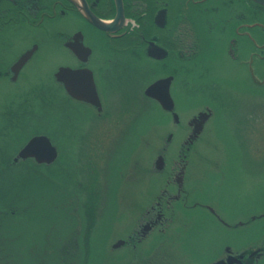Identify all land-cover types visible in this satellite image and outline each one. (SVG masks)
<instances>
[{"label":"rangeland","instance_id":"rangeland-1","mask_svg":"<svg viewBox=\"0 0 264 264\" xmlns=\"http://www.w3.org/2000/svg\"><path fill=\"white\" fill-rule=\"evenodd\" d=\"M238 9L228 11L226 19L240 22L244 10L252 21V7ZM79 16L60 14L46 26L18 24V30L9 26L0 34L3 44L11 37V45L2 48L5 60L34 38L41 44L30 77L23 75L16 84L0 79V264H211L227 248L246 256L264 248V56L255 57L263 50L251 39L264 44V36L252 28L251 38H238L233 51L230 28L225 50L210 49L202 62L183 61L176 70L182 74L174 94L183 124L200 111L212 112L198 148L180 157L188 163L186 187L191 199L210 205L226 224L209 210L177 205L175 219L162 232L151 233L136 247L128 243L114 249L166 186L167 173L152 167L161 144L177 128L145 90L174 71L176 58L155 62L143 54L104 55L113 51L106 35ZM80 28L94 49L91 65L108 95L102 116L70 100L53 78L71 60L65 38ZM41 84L47 93L26 103ZM185 96L187 107L180 104ZM10 102L32 106L28 118L12 120L27 119V125H5ZM39 134L57 145L54 163L9 161ZM168 152L171 164L179 149ZM255 264H264V255Z\"/></svg>","mask_w":264,"mask_h":264},{"label":"flooded vegetation","instance_id":"flooded-vegetation-1","mask_svg":"<svg viewBox=\"0 0 264 264\" xmlns=\"http://www.w3.org/2000/svg\"><path fill=\"white\" fill-rule=\"evenodd\" d=\"M85 1L87 2L90 10L100 18L109 20L114 18L117 14L115 0ZM121 1L125 15V20L122 26L123 28L116 32L109 33L93 25L86 18L84 13L76 8L70 0H0V34L6 27L9 26L11 28L14 27L13 30H18V24H24L25 26H29L31 28H40L46 26V24L43 25L44 23L54 21L60 14L66 16L71 13H76L80 15L87 24H90L91 28L97 29L106 35L107 43H109V49L113 48V51L107 50L108 48H106L107 51H105L104 55L107 53H114L119 57L125 53L137 56L143 54L147 59L155 62L166 61V59L173 55L174 58H176L174 59V71H171V74L169 75L174 77L170 86V95L174 99L175 109L174 111H165L173 117L177 133H180V135L178 136V141H176L177 133L171 132L160 146L157 157L162 155L165 159V163L163 165V169L160 170L156 168V165H154L153 170L157 173H164V175L167 173L165 178L166 186L163 191L160 192L157 199L144 209L140 222L128 236L129 239L126 244L132 243L133 247H136L142 244L143 241L151 235V233L155 231L162 232V230H164V226L168 225L175 219L177 205L184 206L183 209L186 210L201 208L214 214L210 205L191 199V192L186 187V172L188 170V163L186 159L180 158L184 156L186 158L190 151L198 148L200 137L204 133L207 123L212 118V113L207 119L208 121L205 122L202 132L198 136H192L196 126L195 124L191 125V122L202 111L190 118L186 125L182 123L180 114L176 111L178 101L174 94L175 82L178 81L179 75L182 74L177 73L176 70L178 68L181 69L183 61H190V63L193 62V65L202 62L204 60V56L202 57L201 55L210 49L211 51L220 50L222 48L225 50L226 34L229 33L228 31L230 28L234 29L232 32H234L235 36L230 45V49L233 51L236 49L235 44L238 38L244 36L251 38L252 28H257L259 30L257 34L264 36V5L255 0ZM246 4L252 7L254 11V15L250 17L252 21H248L246 19L247 16L244 15V10L242 16L244 18L240 20V22H238L236 17L232 20L230 18L226 19L228 11L239 13L238 8H244ZM244 19L247 22H244ZM230 23L234 24L232 26H228ZM78 35V40H76L77 46L82 45L83 48H80L79 53H76L71 49L70 45L71 43L74 44L75 37ZM212 39L214 40L211 41ZM251 39L256 43L257 49L261 51L263 50V52L259 55L254 54L255 57H258V59H262L264 56V44L259 43L255 38ZM5 40V44H3L2 40L0 41V69L3 70V72H0V79L3 77L16 84L23 75L30 77L29 71L32 69L34 61L39 55L38 53L41 50V44L34 38L33 43L29 45V47L20 51L17 55L13 56L12 59L5 60L2 54V48L4 45H7V47L11 45V42L9 41L11 40V37L9 36L8 38H5ZM64 47L69 51L71 60H69L68 63L63 64L61 67L92 70L96 83V89L102 103V109L100 110L98 106L91 102L76 99L69 94L66 90L65 83L59 81L56 77V73L61 67H59L55 72L53 78L60 84L63 92L70 100L83 103L93 109V114L95 116H102L105 110L104 103L107 101L108 95L107 93H104L102 85L98 83V75H96V72L91 65L94 49L86 43V35L82 28L77 29L74 33L65 38ZM85 48L88 50L90 49L89 52L84 53L87 51ZM28 54L29 56L24 58ZM216 57L217 56L215 54L213 59ZM68 59L70 58L68 57ZM21 60H24L23 64L16 67L17 63ZM253 60L255 61V58ZM163 66L165 67L166 64L163 63ZM80 84L83 88L86 87V77H82L80 79ZM40 86L41 87L35 89V94L32 98L30 97L24 100L26 103L30 102L31 99H37L41 97L40 95L47 93L45 85L41 84ZM183 101L184 103L182 102L180 104L188 106L184 98ZM23 105L25 106V104L21 103V106ZM29 105L25 108L21 106L17 107L14 102H10V104L6 107L10 114L5 111L4 115L6 117L4 122L5 125L12 124L11 129H16V125H19V128L27 125V119L23 120V123L19 124L13 122L12 120L16 118H28L26 115L32 114V106ZM205 111H209V109ZM175 112L179 116L177 120L175 119ZM21 114L22 116H20ZM21 124L23 125L21 126ZM28 141L19 149V151L28 143ZM177 148L179 149L178 157H176L173 161H171V164H169L166 160V153L169 151V154ZM18 153L16 155L13 154L12 156H9V161H16L15 158ZM19 162L30 163L31 160L19 159L14 163ZM169 187H175V191H171ZM9 214H11L10 210ZM0 216H2L1 213ZM144 226H147L148 229L143 230ZM62 246L66 247V242H62ZM231 253L233 252L227 248L224 256L218 257L215 261L221 259L227 260ZM263 255L264 248H260L258 250H254L248 256H246L245 253L243 258L239 256L240 259L239 261L237 260L236 263L255 264V262ZM252 259L255 260L252 262Z\"/></svg>","mask_w":264,"mask_h":264},{"label":"water","instance_id":"water-1","mask_svg":"<svg viewBox=\"0 0 264 264\" xmlns=\"http://www.w3.org/2000/svg\"><path fill=\"white\" fill-rule=\"evenodd\" d=\"M77 8L82 10L86 18L96 27L107 31V32H116L120 30L123 26V22L125 20L124 15V8L121 0H115L116 2V8H117V14L115 18L109 22L101 19L97 15H95L89 8L87 2L85 0H70ZM261 4L264 5V0H255ZM78 36L75 37L74 44L71 43L70 47L71 49L79 53V49L83 48L82 45H78L76 43V40H78ZM89 52L87 48H85ZM162 53V51H161ZM28 55H26L24 58H26ZM24 60H21L17 63L16 67H19L23 64ZM56 77L59 81L65 83V87L69 94H71L76 99L85 100L88 102L93 103L94 105L98 106L99 109H102V103L100 101L97 89H96V83L94 80V75L92 70L90 69H73L71 67H61L59 71L56 73ZM82 77H86L87 85L85 88L82 87L80 84V79ZM173 80V76H168L165 78H160L156 80L155 82L151 83L145 90V94L148 97H151L158 101L160 105L163 107V109L168 111H174L175 109V102L174 99L170 95V86ZM211 110L209 111H202L199 113V115L191 122L192 124H195L196 128L193 131L192 136H198L203 128L204 124L207 119L211 116ZM178 114L175 112V119H178ZM58 157V149L53 144L51 139L47 135H38L33 137L25 146L24 148L18 153L17 157L15 158L16 161H18L20 158L27 159V158H34L38 163H52L54 162ZM165 163V159L162 155L157 157L156 162L154 165H156V168L163 169V165ZM214 212V216L218 219L219 222L226 224V222L221 219L220 215L216 212L214 208H212ZM256 215L253 216L252 220L256 219ZM148 227L144 226L143 230H147ZM126 244L125 239H119L117 242H115L112 247L114 249H118ZM233 252L232 250H230ZM234 253V252H233ZM231 253L230 257L225 260H217L213 261L211 264H237L236 261L244 257V254L246 252L242 253ZM240 256V257H239ZM235 260V262H234Z\"/></svg>","mask_w":264,"mask_h":264}]
</instances>
